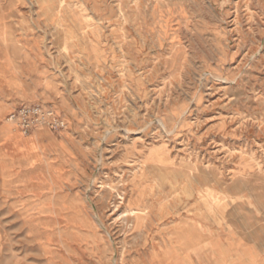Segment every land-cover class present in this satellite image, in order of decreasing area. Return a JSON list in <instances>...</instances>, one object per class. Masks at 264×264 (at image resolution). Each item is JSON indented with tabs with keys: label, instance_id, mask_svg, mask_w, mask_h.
<instances>
[{
	"label": "rangeland",
	"instance_id": "1",
	"mask_svg": "<svg viewBox=\"0 0 264 264\" xmlns=\"http://www.w3.org/2000/svg\"><path fill=\"white\" fill-rule=\"evenodd\" d=\"M0 65V264H264V0H0Z\"/></svg>",
	"mask_w": 264,
	"mask_h": 264
},
{
	"label": "built area",
	"instance_id": "2",
	"mask_svg": "<svg viewBox=\"0 0 264 264\" xmlns=\"http://www.w3.org/2000/svg\"><path fill=\"white\" fill-rule=\"evenodd\" d=\"M8 121L13 123L23 136H29L39 130L60 133L66 128L65 120L53 107L42 104L20 106L9 115Z\"/></svg>",
	"mask_w": 264,
	"mask_h": 264
},
{
	"label": "crops",
	"instance_id": "3",
	"mask_svg": "<svg viewBox=\"0 0 264 264\" xmlns=\"http://www.w3.org/2000/svg\"><path fill=\"white\" fill-rule=\"evenodd\" d=\"M3 79H8V77L6 75V71L4 70L3 66L0 65V81ZM5 86L10 90V92H15V88H13L14 81L8 79V81L5 83ZM1 115H2V110H0V118ZM39 131H43V130H39ZM36 137L38 138V136ZM12 142H20V140L15 134H13L12 130L0 124V151L3 152L8 151L12 153L13 152ZM39 142L41 141L39 140ZM8 149H10V151Z\"/></svg>",
	"mask_w": 264,
	"mask_h": 264
},
{
	"label": "bare ground",
	"instance_id": "4",
	"mask_svg": "<svg viewBox=\"0 0 264 264\" xmlns=\"http://www.w3.org/2000/svg\"><path fill=\"white\" fill-rule=\"evenodd\" d=\"M145 4V3H144ZM151 9V8H150ZM158 9V8H157ZM150 12V11H149ZM155 13V12H154ZM168 14V13H167ZM150 15V14H149ZM158 15V14H157ZM157 17V16H156ZM178 19V18H177ZM160 21V20H159ZM154 22V21H153ZM155 23V22H154ZM182 25V24H181ZM180 25V26H181ZM155 29V28H154ZM154 33H155V31H154ZM160 33V32H159ZM144 34V33H143ZM174 48V47H173ZM18 130V129H17ZM188 195V194H187ZM128 213H130V212H128ZM133 220V219H132ZM127 221V220H126ZM128 225V224H127ZM126 227H128V226H126Z\"/></svg>",
	"mask_w": 264,
	"mask_h": 264
}]
</instances>
